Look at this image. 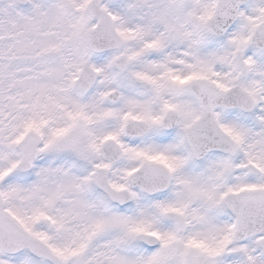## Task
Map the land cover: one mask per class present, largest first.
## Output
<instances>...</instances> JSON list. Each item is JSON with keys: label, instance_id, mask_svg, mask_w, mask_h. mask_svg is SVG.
<instances>
[{"label": "snow or ice", "instance_id": "6c2138e0", "mask_svg": "<svg viewBox=\"0 0 264 264\" xmlns=\"http://www.w3.org/2000/svg\"><path fill=\"white\" fill-rule=\"evenodd\" d=\"M0 264H264V0H0Z\"/></svg>", "mask_w": 264, "mask_h": 264}]
</instances>
